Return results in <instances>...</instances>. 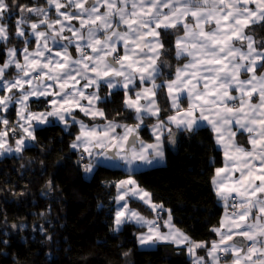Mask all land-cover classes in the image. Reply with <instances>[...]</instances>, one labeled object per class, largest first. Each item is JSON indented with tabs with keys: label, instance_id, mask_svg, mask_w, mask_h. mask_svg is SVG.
I'll list each match as a JSON object with an SVG mask.
<instances>
[{
	"label": "snow or ice",
	"instance_id": "6c2138e0",
	"mask_svg": "<svg viewBox=\"0 0 264 264\" xmlns=\"http://www.w3.org/2000/svg\"><path fill=\"white\" fill-rule=\"evenodd\" d=\"M46 5L0 0V42L7 43L14 35L25 45L7 48V59L0 65V92L4 93L0 112L19 106L18 119L10 129L9 121L0 116V124L5 125L0 131V154L22 153L35 141L36 127L49 123V118L65 128L78 124L79 133L70 147L82 149L78 163L88 160L86 173L101 160H119L126 166L128 178L115 185V231L129 222L147 228L137 235L141 246L184 245L194 257L193 264H221L228 256L232 264H264V72L260 71L264 42L258 49L246 31L264 26V0H46ZM53 10L55 19L49 15ZM13 14L18 17L15 33L8 23ZM167 35L175 36L176 58L187 62L175 69L171 80L157 83L163 69L170 67L161 58L169 51ZM33 38L36 47L30 51ZM12 68L16 74L9 79L6 73ZM102 86L109 89L105 96L100 95ZM117 89L123 91V106L134 113L136 124L108 120L97 106ZM162 89L174 110L166 119L160 118L157 101ZM33 97L36 102L43 98L48 109L31 111ZM77 110L105 123L89 126L76 119ZM145 117L156 119L150 126L152 143L139 138ZM202 125L212 130L223 148L224 167L215 170L212 183L225 208L233 209L225 213L227 223L222 220L220 228L212 229L219 240L212 241L210 248L175 228L170 210L163 221L168 230L161 232L160 214L166 210L153 203L151 194L132 178L137 161L151 165L164 159L165 134L175 143L173 127L194 132ZM117 128L123 131L117 133ZM9 131L13 136L21 133L14 147L8 143ZM244 133L249 147L236 140ZM132 199L147 205L155 218L130 208ZM197 249H205L207 258L197 256Z\"/></svg>",
	"mask_w": 264,
	"mask_h": 264
},
{
	"label": "trees",
	"instance_id": "16d2710c",
	"mask_svg": "<svg viewBox=\"0 0 264 264\" xmlns=\"http://www.w3.org/2000/svg\"><path fill=\"white\" fill-rule=\"evenodd\" d=\"M17 2L46 6V0ZM17 18L13 14L8 21L12 33ZM246 31L259 46L264 42V26ZM164 40L169 51L161 58L170 67L163 69L159 83L172 79L175 69L186 61L175 56L174 35L164 36ZM34 43L32 39L28 47L33 48ZM9 46L22 49L25 45L14 35L7 43L0 42V62L4 61ZM102 88L101 96L107 95ZM157 98L161 117L165 118L174 111L166 90L162 89ZM123 99V91L114 90L98 106L108 120L134 122V113L124 108ZM29 107L47 109L48 105L44 99L40 102L33 99ZM6 114L10 129L17 117L16 108ZM77 115L88 122L102 121L92 120L81 112H76ZM152 121L154 118H147V124L140 129L144 139L152 138L149 131ZM173 132L175 143L165 139L166 163L133 172L132 177L166 210L161 214L162 229L166 230L163 221L170 210L178 229L192 241L206 242L210 247L217 238L212 229L220 227L224 214L212 183L215 170L224 162L223 152L208 126L194 132L176 129ZM77 134V124L68 128L60 123L39 126L35 141L28 143L22 153L0 157V264H127L128 256L133 264H193L185 246L159 242L154 248H140L137 235L146 228L129 222L119 231L114 230L118 195L115 185L127 178L128 172L121 167L98 164L90 177L83 174L79 152L70 147ZM237 138L247 144L245 134H238ZM130 204L143 214H154L137 199L130 200ZM198 252L206 254L205 249Z\"/></svg>",
	"mask_w": 264,
	"mask_h": 264
},
{
	"label": "crops",
	"instance_id": "0c3cea01",
	"mask_svg": "<svg viewBox=\"0 0 264 264\" xmlns=\"http://www.w3.org/2000/svg\"><path fill=\"white\" fill-rule=\"evenodd\" d=\"M46 6H47V5H46ZM49 15H50V17H51L52 19H55V18H56L54 10H53L52 12H50ZM35 20H36V19H34V20H32V21L35 22ZM73 23H77V26H78V22L73 21ZM41 30H44V29L41 28ZM67 34H68V33H65V35H67ZM182 34H183V33L181 32L180 35H182ZM252 36H253V35H252ZM33 39H34V38H33ZM253 40H254V42L256 43V46H257L258 49H259L260 46H259V44L256 42V39L254 38V36H253ZM34 42H35V40H34ZM11 47H15V46H9L8 48H11ZM35 47H36V45H35V43H34V47H33V48H29V50L31 51V50H33ZM16 48H17V47H16ZM69 51H71V52L73 53V56L76 55L74 49H71V48H70ZM121 54H122V53H121ZM6 59H7V52H6V57H5L4 61H5ZM4 61H3V62H0V65H2V64L4 63ZM186 62H187V61H185L184 63H186ZM184 63H183V64H184ZM260 71L264 72V69H261ZM15 74H16V70H15L14 68H12V69H10V70L7 71V73H6V77L9 78V79H11ZM242 78H245V77L242 76ZM170 80H171V79H170ZM81 83H83V81H81ZM157 83H159V82L157 81ZM144 86L147 87V86H150V85H144ZM102 87H103L102 89L106 90V91H105V94H108L109 89H108L107 87H105V86H102ZM140 87H141V86L138 85V86H137V90H139ZM100 90H101V88H100ZM117 90H119V89H117ZM88 91H91V89H89ZM3 94H4L3 92H0V95H3ZM100 95H101V93H100ZM130 95H131V93H130ZM133 98H134V97H133ZM33 99L36 100L35 97L31 98V100H30V102H29V105H30V103H31V101H32ZM41 99H43V98H41ZM157 101H158V98H157ZM253 102H256V101L254 100ZM83 103H87V102L84 101ZM187 103H188V102H187V99H183V100L181 101V105H182V107L186 108V107H187ZM158 104H159V103H158ZM97 106H98V105H97ZM13 107L16 108V114H17V111L19 110V106H18V105H11L7 111H9V110H10L11 108H13ZM98 107H99V106H98ZM159 107H160V105H159ZM99 108H100V107H99ZM160 108H161V107H160ZM30 109H31V108H30ZM47 109H48V108H47ZM47 109H31V111H33V112H43V111H45V110H47ZM7 111H6V112H7ZM76 112H79V111H78V110L75 111V113H74L75 116H76ZM81 113H82V112H81ZM0 114H5V112H0ZM82 114H83V113H82ZM173 114H174V111H173L172 113H170L169 115H173ZM169 115H168V116H169ZM147 118H154V117H145L143 126L147 124V122H146V119H147ZM160 118H161V119H166L167 116H166L165 118H162V117H160ZM17 119H18V117H16L15 122L17 121ZM76 119H77V120H83L84 123H85V124H88L89 126H91L92 124H104V123H105L104 120H102V121L88 122V121H86V120L80 118L78 115L76 116ZM99 119H100V118H99ZM49 121H50V122L47 123V124H50V123H60V124H62L61 122H59V121L56 120L55 118H49ZM116 121H118V120H116ZM15 122H14L13 124H11V127L14 126ZM118 122H119V123H122V124H128V125H134V124L137 123L136 120H135L134 122H131V123H126V122H122V121H118ZM155 123H156V119L154 118V121H152V123L149 125V131H150L151 136H152V138H150V139H144L143 136L141 135V130L139 131V138H140L141 140L145 141L146 143H152V142H154V137H153V133H152V131H151L150 126L153 125V124H155ZM43 125H46V124H40L39 126H43ZM62 125H63V124H62ZM77 125H78V124H77ZM39 126H37V127H39ZM143 126H142V127H143ZM202 126H206V125H202ZM202 126H201V127H202ZM37 127H36V128H37ZM173 129H175V128L173 127ZM233 130H235V128H234ZM116 131H117V133H121L123 130L120 129V128H117ZM78 133H79V125H78ZM244 134L247 136V133H244ZM20 135H21V133H20L19 131H17L16 136H13L12 134H10L11 142L15 144V140H16L17 137L20 136ZM34 135H35V133H34ZM77 135H78V134H77ZM166 136H167V134H165V139H166ZM215 139H216V138H215ZM236 140H237V142H238L239 144L244 145L245 147H249V145H247V144L240 143L237 137H236ZM31 142H33V141H31ZM31 142H29V143H31ZM216 144H217V142H216ZM165 145H166V142H164V149H163V150H164V154H165V155H164V159H163V160H156V161H154L151 165H147V164H144L143 162L137 161V162H136V167H135V169H134L133 172L141 171V170H145V169H148V168L155 167V166H157V165H163V164H165V163H166V146H165ZM217 146H218V147L222 150V152H223V148H222V146H220V145H218V144H217ZM76 151H78V152L81 153L82 149H80V150H76ZM6 154H8V153L0 154V157L4 156V155H6ZM85 156H87V154H85ZM223 158H224V152H223ZM98 164H103V165H107V166L121 167V168H123V169L126 171V166H123V162H122V161H119V160H117V161H105V160H101V162H99ZM98 164H97V165H98ZM97 165H96V167H97ZM96 167L94 168V170L96 169ZM222 167H224V162H223L222 166H220V167H218V168H222ZM94 170H93V171H94ZM93 171H92V173H93ZM126 172H127V171H126ZM235 175L238 176V173L235 174ZM127 178H128V177H127ZM127 178H125V179H127ZM132 178H133V177H132ZM125 179H123V180H125ZM134 179H135V178H134ZM137 184L139 185V187H140L141 189H143V190L147 191L148 193H150L147 189H145L144 187H142L138 182H137ZM213 187H214V185H213ZM214 190H215V187H214ZM215 192H216V191H215ZM150 194H151V193H150ZM217 197H218V196H217ZM218 198H219V197H218ZM151 199H152V202H153V203L159 205L158 203H156V202L153 201L152 195H151ZM219 199H220V198H219ZM137 200H138V199H137ZM129 202H130V201H129ZM220 203H221V205L224 207V214H223V216H222V220L225 221V223H227V217H226L225 213H226V212H229V213H230V212L233 211V209H232L231 207L225 208L224 201L221 200V199H220ZM130 205H131V204H130ZM131 206H132V205H131ZM132 207H133V208H136V207H134V206H132ZM161 214H162V212H161ZM161 214H160V215H161ZM143 215H145V214H143ZM161 217H162V216H161ZM164 217H165V219H168V214H166ZM171 220H172V218H171ZM175 226H176V225H175ZM220 227H221V225H220ZM220 227H219V228H220ZM187 236H188V235H187ZM234 239H236L238 242H242V243L247 244L246 241H241V238H240V237H235ZM218 240H219V236H218V234H217V238L214 239L213 241H218ZM157 244H158V243H157ZM179 246H184V245H179ZM210 247H211V244H210ZM210 247H209V248H210ZM198 250H199V249L196 250V255H197V256H202V257H206V258H207L206 254H205V255H204V254H199ZM190 256H191V255H190ZM191 257H192V259H194L193 256H191ZM130 263L133 264L132 260H130ZM221 264H232V256H228L226 260H222V261H221Z\"/></svg>",
	"mask_w": 264,
	"mask_h": 264
},
{
	"label": "rangeland",
	"instance_id": "374dc122",
	"mask_svg": "<svg viewBox=\"0 0 264 264\" xmlns=\"http://www.w3.org/2000/svg\"><path fill=\"white\" fill-rule=\"evenodd\" d=\"M0 116H3V117H5L8 121H9V115H7L6 114V112H5V114H0ZM3 130H5V125H3V127L0 129V131H3ZM11 137H10V132H9V137H8V143L9 144H11L13 147L15 146V144L14 143H12L11 142V139H10ZM17 138H19V136L17 137ZM27 145H29V144H27ZM11 154H19V153H16V152H12V153H8V155H11ZM110 167H116V166H110ZM91 176V173H88V177H90ZM129 207L130 208H132V209H135V210H137V211H139L142 215H143V213L138 209V208H133L131 205H130V202H129ZM146 218H148V219H153V218H155V216H156V214L154 213V214H150V215H144ZM165 220H167V219H165ZM171 222H172V224L175 226V224L173 223V221L171 220ZM123 227V225L120 227V229ZM166 228V227H165ZM175 228H177L176 226H175ZM178 229V228H177ZM167 228H166V230H164V229H160V231L161 232H167ZM180 230V229H179ZM145 231H147V228L144 230V231H141V232H145ZM181 231V230H180ZM141 232H139V233H141ZM183 232V231H182ZM184 233V232H183ZM159 243V242H158ZM138 245H139V247L140 248H154V247H156L157 246V243L154 245V246H141L139 243H138ZM129 256L127 257V264H129Z\"/></svg>",
	"mask_w": 264,
	"mask_h": 264
},
{
	"label": "built area",
	"instance_id": "2783aa9c",
	"mask_svg": "<svg viewBox=\"0 0 264 264\" xmlns=\"http://www.w3.org/2000/svg\"><path fill=\"white\" fill-rule=\"evenodd\" d=\"M80 160V152H79V159H78V161ZM88 163V160L87 159H85L84 161H82V162H80L79 163V165H80V167H81V170H82V173L83 174H88V173H86L85 171H84V164H87Z\"/></svg>",
	"mask_w": 264,
	"mask_h": 264
}]
</instances>
